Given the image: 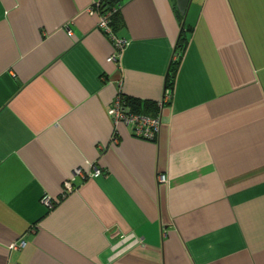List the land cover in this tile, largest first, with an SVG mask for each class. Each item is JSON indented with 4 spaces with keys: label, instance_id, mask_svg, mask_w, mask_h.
<instances>
[{
    "label": "crops",
    "instance_id": "1",
    "mask_svg": "<svg viewBox=\"0 0 264 264\" xmlns=\"http://www.w3.org/2000/svg\"><path fill=\"white\" fill-rule=\"evenodd\" d=\"M100 2L0 0V264H264V0L192 1L163 108L177 1H121L118 62ZM119 82L156 141L113 124Z\"/></svg>",
    "mask_w": 264,
    "mask_h": 264
},
{
    "label": "built area",
    "instance_id": "2",
    "mask_svg": "<svg viewBox=\"0 0 264 264\" xmlns=\"http://www.w3.org/2000/svg\"><path fill=\"white\" fill-rule=\"evenodd\" d=\"M98 5V4H97ZM96 5V6H97ZM120 8V5L117 11ZM91 14H98L99 16V28L103 31L110 40L114 43L115 52L109 58V62H118L122 58V55L127 47V41L119 38L110 27V16L112 12H109L105 15H100L96 9L93 7L90 10ZM71 34V33H70ZM176 59V58H175ZM122 82H119V94L117 95L112 107L108 111L109 117L113 121L115 127H119L120 125H125L127 127L132 128L133 136L147 141H156L158 135L160 134L162 127V118L160 116L150 117L139 115L131 112L128 109V106L125 101V96L122 94ZM172 98V91L167 89L165 91V96L161 103L159 104L160 108H163L166 105L167 101H170ZM115 143H118V140H115ZM94 172L92 173L93 178H99L102 174L101 170L97 168H93ZM88 175L84 169H77L73 176L68 180L63 189V197L68 196L69 194L74 193L77 189L74 185V182L77 178L87 179ZM167 182V178L164 175L159 176V183L163 184ZM42 203L45 207L49 208V210L54 208V200L50 196H44L42 199ZM26 246V242L23 240L19 244H14L12 249L19 250Z\"/></svg>",
    "mask_w": 264,
    "mask_h": 264
},
{
    "label": "trees",
    "instance_id": "3",
    "mask_svg": "<svg viewBox=\"0 0 264 264\" xmlns=\"http://www.w3.org/2000/svg\"><path fill=\"white\" fill-rule=\"evenodd\" d=\"M122 0H101V2L97 5L94 6V8L96 9V11L100 14V15H105L109 12H112V15L110 16V27L112 28L113 32L117 35V30L114 26V19L116 16H118L119 14V9L117 11L114 12L115 9H117L120 5ZM177 12L179 14V18L181 21V32H180V37H179V42L177 44V48H176V52H175V56L174 58L175 61L173 62V64L171 65V68L169 70V74L167 76V84H166V89H173L174 87V80L178 71V67L180 65L181 62V58L182 55L184 53L185 47H186V36L188 33L191 32L192 28H190L187 25L186 19L184 18L178 8H177ZM185 21V22H184ZM125 101L127 106L130 107L131 111L133 113H137L139 115H146V116H152V117H156L158 116V107L157 104L151 103V102H142L140 100L137 99H128L125 97ZM63 199V198H61ZM55 204H54V208L57 206V202L54 200ZM53 208V209H54ZM52 210V209H51Z\"/></svg>",
    "mask_w": 264,
    "mask_h": 264
},
{
    "label": "water",
    "instance_id": "4",
    "mask_svg": "<svg viewBox=\"0 0 264 264\" xmlns=\"http://www.w3.org/2000/svg\"><path fill=\"white\" fill-rule=\"evenodd\" d=\"M176 1H177V7H178L180 14L184 18H187V14H188L189 8L193 0H176Z\"/></svg>",
    "mask_w": 264,
    "mask_h": 264
}]
</instances>
